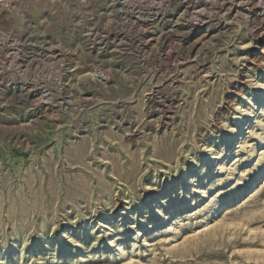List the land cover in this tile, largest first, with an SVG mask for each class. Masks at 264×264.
I'll return each instance as SVG.
<instances>
[{"label":"rangeland","instance_id":"374dc122","mask_svg":"<svg viewBox=\"0 0 264 264\" xmlns=\"http://www.w3.org/2000/svg\"><path fill=\"white\" fill-rule=\"evenodd\" d=\"M260 84L264 0H0V264H264Z\"/></svg>","mask_w":264,"mask_h":264},{"label":"bare ground","instance_id":"6f19581e","mask_svg":"<svg viewBox=\"0 0 264 264\" xmlns=\"http://www.w3.org/2000/svg\"><path fill=\"white\" fill-rule=\"evenodd\" d=\"M261 85V84H260ZM261 89L259 90V92H258V97H257V99L255 98V101L253 100V102H255V104H254V108H256V109H258V108H260V107H262V106H264V84L263 85H261V87H260ZM252 100V99H251ZM250 101V100H249ZM253 112H249L247 115H248V117L247 118H254L255 116L252 114ZM244 116V115H243ZM246 119V118H245ZM241 121H243V119H238L237 120V122H238V124L240 125V124H242L241 123ZM240 127V126H239ZM235 131V130H234ZM241 135V134H240ZM261 138H259V141L257 142L258 143V145H259V147H262L263 146V144H264V131L262 132V134H261ZM233 137V136H232ZM234 138V137H233ZM235 139H236V137H235ZM227 140V139H226ZM241 140V139H240ZM240 143V142H239ZM239 143L237 144V145H239ZM164 145V144H163ZM233 145V144H232ZM228 146V145H227ZM233 147V146H232ZM234 148V147H233ZM254 147H250V149L252 150ZM165 149H167V148H165ZM226 149V148H225ZM248 149V148H247ZM247 149H245L244 151H245V153L247 154V155H249V157H253L254 156V152H249ZM255 149V148H254ZM258 150V149H257ZM247 151V152H246ZM257 152V151H256ZM219 153V152H218ZM240 154V153H239ZM211 156V155H210ZM221 156V155H220ZM223 156V155H222ZM230 158V157H229ZM218 160H219V156L217 155V154H213L212 155V157H210V159L204 164V166L206 165L207 166V170H205V172L197 179V180H195V184L193 183V184H191V187H196V190L194 191V192H198V191H200V189H204V188H202L201 186H203L204 184H207L206 182L207 181H209L210 179H211V177L212 176H214L216 173V170H211V169H209V168H214V167H217L218 166V164H217V162H218ZM246 160V159H245ZM239 162V161H238ZM221 163V162H220ZM203 166V165H202ZM202 166H201V168H202ZM238 168V167H237ZM258 168V167H257ZM203 170V169H202ZM193 171H195V170H193ZM197 171V170H196ZM264 171V159H262L261 160V169H259L258 170V172L256 171L255 173H254V176H258L259 175V173H261V172H263ZM199 173V172H198ZM196 174V173H195ZM186 175V178L187 179H189L190 177H193L192 175H190V174H185ZM197 183V184H196ZM246 185V184H245ZM198 187V188H197ZM248 188V187H247ZM243 190V189H242ZM201 192V191H200ZM188 193V192H187ZM206 194H207V192H203L202 193V197L204 196V198H205V196H206ZM190 196V195H189ZM201 197V198H202ZM207 197V196H206ZM237 197V196H236ZM190 198V197H189ZM217 205V204H216ZM212 208V207H211ZM177 209V208H176ZM174 210H171V212H173ZM162 216H164V215H162ZM164 218V217H163ZM65 238V237H64ZM148 245V244H147ZM150 245V244H149ZM119 246V245H118ZM121 246H119V250L121 249L120 248Z\"/></svg>","mask_w":264,"mask_h":264}]
</instances>
